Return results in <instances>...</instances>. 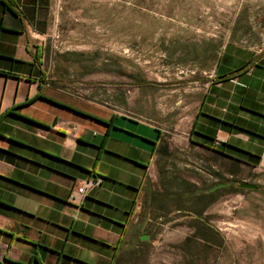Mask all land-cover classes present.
Returning a JSON list of instances; mask_svg holds the SVG:
<instances>
[{"label":"crops","instance_id":"0c3cea01","mask_svg":"<svg viewBox=\"0 0 264 264\" xmlns=\"http://www.w3.org/2000/svg\"><path fill=\"white\" fill-rule=\"evenodd\" d=\"M50 5L0 0V260L122 264L139 231L135 207L152 202L151 183L169 169L157 162L166 131L51 81ZM208 77L183 138L232 165L256 164L264 148V51L220 44ZM90 178L100 185L70 201L71 189Z\"/></svg>","mask_w":264,"mask_h":264},{"label":"rangeland","instance_id":"374dc122","mask_svg":"<svg viewBox=\"0 0 264 264\" xmlns=\"http://www.w3.org/2000/svg\"><path fill=\"white\" fill-rule=\"evenodd\" d=\"M50 4L55 30L47 37L45 69L51 81L164 127L166 153L158 164L215 190L201 221L174 204L135 207L131 220L139 231L122 264H264V162L232 165L182 134L220 44L264 51V0ZM151 185L160 189L158 179ZM205 224L216 234L198 233Z\"/></svg>","mask_w":264,"mask_h":264},{"label":"trees","instance_id":"16d2710c","mask_svg":"<svg viewBox=\"0 0 264 264\" xmlns=\"http://www.w3.org/2000/svg\"><path fill=\"white\" fill-rule=\"evenodd\" d=\"M224 145V142H220L216 146L220 148ZM163 151L165 152V149ZM160 172L162 173L161 169ZM160 186L161 192L152 193L153 208L159 209L163 208L164 205L174 204L178 210L184 211L188 209L199 221L203 220L202 215L205 208L216 198L214 195L215 190L212 187L199 189L196 184L176 176L175 172L170 169H167V173L164 174ZM186 203H192V206L186 208ZM204 226L205 228L198 230V233H202L204 237H211L216 234L210 225L205 224Z\"/></svg>","mask_w":264,"mask_h":264},{"label":"built area","instance_id":"2783aa9c","mask_svg":"<svg viewBox=\"0 0 264 264\" xmlns=\"http://www.w3.org/2000/svg\"><path fill=\"white\" fill-rule=\"evenodd\" d=\"M217 142H221V141H217ZM261 161L264 162V148H263V152H262V158ZM101 180L99 178L93 179L90 178L88 180H85L82 185H80L79 187H73L69 193V200L72 202H78L79 199H81L82 197H84L86 195V192L89 188L92 187H96L100 185Z\"/></svg>","mask_w":264,"mask_h":264},{"label":"water","instance_id":"95a60500","mask_svg":"<svg viewBox=\"0 0 264 264\" xmlns=\"http://www.w3.org/2000/svg\"><path fill=\"white\" fill-rule=\"evenodd\" d=\"M0 264H4V263L0 260Z\"/></svg>","mask_w":264,"mask_h":264}]
</instances>
